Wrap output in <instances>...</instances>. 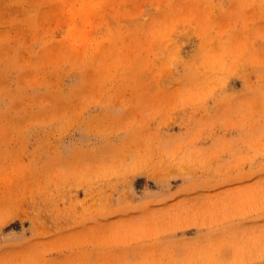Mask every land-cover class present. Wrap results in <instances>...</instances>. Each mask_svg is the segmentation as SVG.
I'll list each match as a JSON object with an SVG mask.
<instances>
[{
    "label": "rangeland",
    "instance_id": "rangeland-1",
    "mask_svg": "<svg viewBox=\"0 0 264 264\" xmlns=\"http://www.w3.org/2000/svg\"><path fill=\"white\" fill-rule=\"evenodd\" d=\"M0 264H264V0H0Z\"/></svg>",
    "mask_w": 264,
    "mask_h": 264
}]
</instances>
